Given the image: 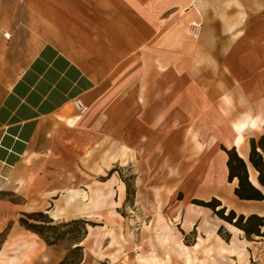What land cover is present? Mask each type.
<instances>
[{"label": "crops", "instance_id": "0c3cea01", "mask_svg": "<svg viewBox=\"0 0 264 264\" xmlns=\"http://www.w3.org/2000/svg\"><path fill=\"white\" fill-rule=\"evenodd\" d=\"M1 15L13 29V8L3 22ZM24 15L40 37L27 30L19 50L18 37H4L3 49L0 36V192L21 190L43 203L30 212L44 208L54 219L56 206L70 211L68 173L87 143L92 149L116 138L139 150L147 130L155 136L164 128L172 147L178 123L199 122L210 141L197 166L203 173L192 177V200L215 197L226 211L264 217V199L234 194L222 149L234 147L247 161L248 137L264 133V107H256L264 101V0H25ZM191 22L201 23L197 35ZM199 62L203 83L188 71ZM76 99L86 110L76 109ZM247 168L259 187L257 171ZM216 222L212 231L222 222L250 243V257L264 244Z\"/></svg>", "mask_w": 264, "mask_h": 264}, {"label": "rangeland", "instance_id": "374dc122", "mask_svg": "<svg viewBox=\"0 0 264 264\" xmlns=\"http://www.w3.org/2000/svg\"><path fill=\"white\" fill-rule=\"evenodd\" d=\"M24 4L25 0H0L1 22L10 8L16 13L13 29L5 22L0 24L3 49L9 48L12 37H18V49H23L27 30L40 37V31L25 24ZM2 30L10 39L4 38ZM199 65H190L188 71L195 81L203 83ZM256 107H264V101ZM185 124L178 123L172 147L166 139L168 129L158 133L160 127L155 136L152 130L146 131L139 150L116 138L100 140L92 148L94 153L88 149L90 142L83 146L81 164L68 173L72 181L68 191L75 193L70 211L58 205L52 212L55 217H66L62 220L74 214L88 221L87 234L79 242L67 235L57 245H46L18 222L21 212L43 203L30 201L21 190L1 191L0 264H58L65 256L71 260L80 253L78 264H264V244L253 248L250 257L249 242H241L236 231L222 222L219 233L218 228L212 231L218 216L213 221L203 206L192 202L198 188L192 177L203 173L197 166L210 140L201 123ZM199 142L203 144L200 151ZM251 176L255 178L253 170ZM124 181L129 184L128 192ZM179 212L180 220L172 221ZM189 212L193 219L187 223L184 217ZM197 216L201 220L194 223ZM228 231H233L232 239ZM76 244L82 251H69ZM258 256L261 260L255 261Z\"/></svg>", "mask_w": 264, "mask_h": 264}, {"label": "trees", "instance_id": "16d2710c", "mask_svg": "<svg viewBox=\"0 0 264 264\" xmlns=\"http://www.w3.org/2000/svg\"><path fill=\"white\" fill-rule=\"evenodd\" d=\"M264 130V125H263ZM249 152L247 161H245L237 153L234 147L226 149L222 147L227 153L226 166L228 169V181L233 178L237 180V185L234 188V194L240 199L246 200H263L264 193L261 188H264V133L258 138H250ZM248 165L257 171V184L255 186L249 180ZM126 191L129 190V184L124 181ZM193 203L210 208L215 215L220 217L225 222L243 230L244 236L248 240H253V236L264 237V217L257 214H236L234 210L226 211L224 206L215 197L208 201L193 199ZM19 224L26 230L37 234V236L48 245H57L65 239L67 235L81 241L87 234L86 224L88 223L82 217H75L68 220H54L44 211L21 212L18 218ZM221 226L218 228L219 233ZM75 232H77L75 235ZM228 241V238H225ZM77 242V243H78ZM72 252H81L82 246L76 244L69 249ZM82 259V254H78L76 259L69 260L65 256L58 264H78Z\"/></svg>", "mask_w": 264, "mask_h": 264}, {"label": "built area", "instance_id": "2783aa9c", "mask_svg": "<svg viewBox=\"0 0 264 264\" xmlns=\"http://www.w3.org/2000/svg\"><path fill=\"white\" fill-rule=\"evenodd\" d=\"M200 25H201L200 22H191L189 25V32L194 34V35H197ZM1 33L3 34V36H5V38H9L6 35L5 31H1ZM74 106L76 107V109H78L80 111H84L87 108L81 99H76L74 101Z\"/></svg>", "mask_w": 264, "mask_h": 264}, {"label": "bare ground", "instance_id": "6f19581e", "mask_svg": "<svg viewBox=\"0 0 264 264\" xmlns=\"http://www.w3.org/2000/svg\"><path fill=\"white\" fill-rule=\"evenodd\" d=\"M2 31H5V30H2ZM5 33H6V31H5ZM246 118H247V120H249L248 116H246ZM240 153H241V155L243 154L242 152H240ZM246 160H247V159H246ZM250 178H251V180L255 183V178H253L251 175H250ZM82 192H83V191H82ZM80 194H81V193H80ZM81 195L83 196V198L86 197V193L81 194ZM71 197H73V195H70V196H69V198H71ZM87 199H88V198H87ZM75 201H76V200H75ZM72 203H73V202H72ZM64 208H65V207H64ZM61 209H62V208H61ZM58 211H59V210H58ZM60 211H61V210H60ZM62 214H63V213H62ZM55 216H56V215H55ZM190 216H191V214H190ZM190 216H189V217H190ZM180 217H181V215H180V212H179V213L176 214V216L173 218L172 221H177V222H178V221L180 220ZM186 217H187V216H186ZM186 217H185V218H186ZM55 218H56V217H55ZM55 218H54V219H55ZM187 219H188V218H187ZM172 221H170V222L172 223Z\"/></svg>", "mask_w": 264, "mask_h": 264}]
</instances>
